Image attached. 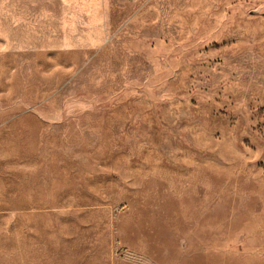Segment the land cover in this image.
<instances>
[{"label":"rangeland","instance_id":"374dc122","mask_svg":"<svg viewBox=\"0 0 264 264\" xmlns=\"http://www.w3.org/2000/svg\"><path fill=\"white\" fill-rule=\"evenodd\" d=\"M0 264H264V0H0Z\"/></svg>","mask_w":264,"mask_h":264}]
</instances>
